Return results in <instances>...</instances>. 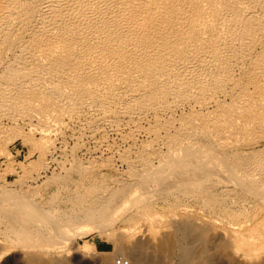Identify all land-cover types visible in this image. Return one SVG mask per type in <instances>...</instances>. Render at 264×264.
<instances>
[{
  "label": "bare ground",
  "instance_id": "1",
  "mask_svg": "<svg viewBox=\"0 0 264 264\" xmlns=\"http://www.w3.org/2000/svg\"><path fill=\"white\" fill-rule=\"evenodd\" d=\"M26 90L44 96L45 114L33 112L31 95L25 116L16 97ZM0 111L10 124L38 121L44 137L68 128L64 116L92 132L132 126L133 139L149 138L129 162L134 181L126 192L100 194L91 210L65 222L19 206L24 219L16 222L29 228L114 242L111 225L125 221L136 199L264 196V166L250 170L233 144L264 131V0H41L33 9L0 0ZM218 113L227 122L219 133L210 125ZM201 116L215 131L203 121L198 127ZM189 119L200 120L198 128Z\"/></svg>",
  "mask_w": 264,
  "mask_h": 264
},
{
  "label": "rangeland",
  "instance_id": "2",
  "mask_svg": "<svg viewBox=\"0 0 264 264\" xmlns=\"http://www.w3.org/2000/svg\"><path fill=\"white\" fill-rule=\"evenodd\" d=\"M22 1L31 9L41 2ZM245 78V83L252 80ZM25 92L26 96L13 92L19 104L24 100L23 106L28 108L33 101L31 107L37 108L33 112L42 103L44 111L47 109L44 96L39 99L38 92ZM13 94L10 99L15 98ZM31 95L44 102L34 103ZM41 106L37 112L43 113ZM19 108L14 109L21 113V117L17 114L20 119L24 114ZM49 109L54 110L53 105ZM14 111L10 114L16 117ZM228 111L219 113L223 118ZM4 112L0 111L1 118L7 116ZM216 116L209 123L217 131L208 128V122L206 126L208 119L203 116L201 121L189 119L190 126L203 121L204 128L219 133L227 122ZM63 122L68 128L50 137L39 132L38 121L33 126L19 121L16 126L5 118L0 125V264H118L121 260L129 264H264V196L243 190L218 199L194 193L136 199L133 207L124 208L125 221L111 225L108 233L114 242L97 234L80 237L74 230L57 233L18 223L16 219H24L19 206L44 214V219L65 222L91 210L100 194L124 193L127 183L134 181L129 162L148 145L146 134L133 139L132 126H124L120 132L110 127L92 132L68 117L63 116ZM203 125L198 127L204 129ZM255 130L233 141L234 156H242L250 170L264 166V131Z\"/></svg>",
  "mask_w": 264,
  "mask_h": 264
},
{
  "label": "built area",
  "instance_id": "3",
  "mask_svg": "<svg viewBox=\"0 0 264 264\" xmlns=\"http://www.w3.org/2000/svg\"><path fill=\"white\" fill-rule=\"evenodd\" d=\"M118 264H129V263L126 262V261L121 260V261H118Z\"/></svg>",
  "mask_w": 264,
  "mask_h": 264
},
{
  "label": "trees",
  "instance_id": "4",
  "mask_svg": "<svg viewBox=\"0 0 264 264\" xmlns=\"http://www.w3.org/2000/svg\"><path fill=\"white\" fill-rule=\"evenodd\" d=\"M101 249H103V250H107V248H101Z\"/></svg>",
  "mask_w": 264,
  "mask_h": 264
}]
</instances>
